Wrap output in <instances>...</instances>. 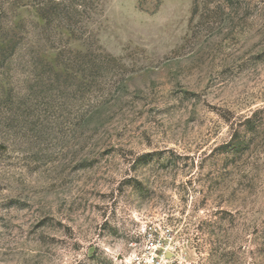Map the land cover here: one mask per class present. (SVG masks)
<instances>
[{"label":"rangeland","instance_id":"obj_1","mask_svg":"<svg viewBox=\"0 0 264 264\" xmlns=\"http://www.w3.org/2000/svg\"><path fill=\"white\" fill-rule=\"evenodd\" d=\"M0 2V264H264V0ZM61 50L113 59L65 88Z\"/></svg>","mask_w":264,"mask_h":264},{"label":"trees","instance_id":"obj_2","mask_svg":"<svg viewBox=\"0 0 264 264\" xmlns=\"http://www.w3.org/2000/svg\"><path fill=\"white\" fill-rule=\"evenodd\" d=\"M26 6H33L38 15L44 21L47 31L52 32L54 29L68 30L72 33L78 32L84 17H87L92 9L93 3L97 0H24ZM21 2V0H19ZM4 13V4L0 2V14ZM2 15H0L1 17ZM19 38V37H18ZM20 39V38H19ZM19 42L12 45L3 44L0 46V67L8 65L10 59L16 54ZM113 59V58H112ZM100 53L93 54L90 51H72L61 50L57 56L59 66L63 67V71L55 70L53 65L45 62L41 57H36L35 64L40 65L38 74H53L55 81H59L62 77L63 85L69 88L72 80H77L79 75L81 78L90 76L92 79L101 77L106 70V65L112 60ZM90 82L81 81L78 87L81 91L89 87ZM79 89V88H78ZM80 90V89H79ZM252 119H248V125L252 123Z\"/></svg>","mask_w":264,"mask_h":264},{"label":"built area","instance_id":"obj_3","mask_svg":"<svg viewBox=\"0 0 264 264\" xmlns=\"http://www.w3.org/2000/svg\"><path fill=\"white\" fill-rule=\"evenodd\" d=\"M164 257V258H163ZM137 260L139 261V264L142 263V260L140 257H137ZM165 260H168L165 255H162V258L160 259L157 254L154 256H151V261H149L150 264H165Z\"/></svg>","mask_w":264,"mask_h":264}]
</instances>
